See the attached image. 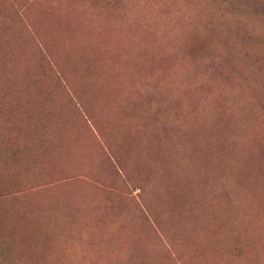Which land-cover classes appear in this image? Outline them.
I'll use <instances>...</instances> for the list:
<instances>
[{
  "label": "rangeland",
  "instance_id": "rangeland-1",
  "mask_svg": "<svg viewBox=\"0 0 264 264\" xmlns=\"http://www.w3.org/2000/svg\"><path fill=\"white\" fill-rule=\"evenodd\" d=\"M0 264H264V0H0Z\"/></svg>",
  "mask_w": 264,
  "mask_h": 264
}]
</instances>
